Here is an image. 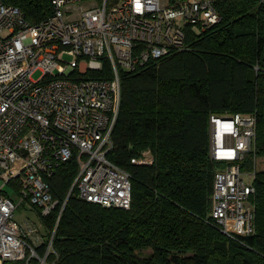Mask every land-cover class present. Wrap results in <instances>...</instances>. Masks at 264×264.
<instances>
[{"label": "built area", "instance_id": "built-area-1", "mask_svg": "<svg viewBox=\"0 0 264 264\" xmlns=\"http://www.w3.org/2000/svg\"><path fill=\"white\" fill-rule=\"evenodd\" d=\"M50 1L52 13L34 24L0 0V264L31 257L47 264L74 188L88 202L130 209L132 176L108 157L121 72L187 49L191 34L221 21L223 0H121L113 8L109 0ZM257 5L264 7V0ZM209 124V156L222 167L215 173L207 220L228 237L252 235L255 171L244 172L241 164L255 149L256 115H211ZM71 161L77 173L61 201L51 180L59 165ZM24 206L41 221L58 211L44 257L36 253L43 243L40 227L30 217L16 218Z\"/></svg>", "mask_w": 264, "mask_h": 264}, {"label": "trees", "instance_id": "trees-1", "mask_svg": "<svg viewBox=\"0 0 264 264\" xmlns=\"http://www.w3.org/2000/svg\"><path fill=\"white\" fill-rule=\"evenodd\" d=\"M30 23L52 13L50 0H4ZM221 21L188 39V48L121 72V101L108 157L132 176L130 209L67 198L47 264H264V7L223 0ZM255 114L252 235L231 238L207 220L215 173L209 156L211 115ZM149 158L150 164L131 159ZM74 161L58 166L51 191L63 201L76 177ZM58 211L41 221L44 257ZM3 264H40L37 257Z\"/></svg>", "mask_w": 264, "mask_h": 264}, {"label": "rangeland", "instance_id": "rangeland-1", "mask_svg": "<svg viewBox=\"0 0 264 264\" xmlns=\"http://www.w3.org/2000/svg\"><path fill=\"white\" fill-rule=\"evenodd\" d=\"M83 4V3H82ZM121 4V0H109V8H113L116 6H119ZM63 59L67 60L68 62L72 63L74 61V58L71 56H63ZM40 73H37L34 75V78L37 79L39 78ZM257 164V168L261 169L264 165L263 163V159L262 158H258L256 161ZM245 177H250V175H246ZM247 181H252V177L250 178H246ZM25 217H30L31 219H33L37 225L41 228V220L38 217V215L36 214L35 211H31L30 208L24 206V208H20L16 214V218L17 220H21Z\"/></svg>", "mask_w": 264, "mask_h": 264}]
</instances>
